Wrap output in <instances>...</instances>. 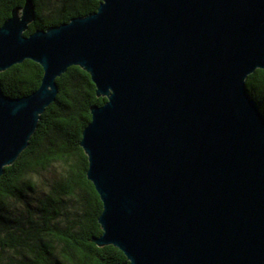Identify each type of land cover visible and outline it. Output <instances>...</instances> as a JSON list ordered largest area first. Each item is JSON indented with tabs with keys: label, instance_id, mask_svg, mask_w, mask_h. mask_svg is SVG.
Instances as JSON below:
<instances>
[{
	"label": "water",
	"instance_id": "95a60500",
	"mask_svg": "<svg viewBox=\"0 0 264 264\" xmlns=\"http://www.w3.org/2000/svg\"><path fill=\"white\" fill-rule=\"evenodd\" d=\"M98 1L25 36L27 0L0 26V73L42 69L27 96L0 88V176L77 66L106 100L79 142L102 204L93 243L118 264H264V116L245 89L264 70V0Z\"/></svg>",
	"mask_w": 264,
	"mask_h": 264
},
{
	"label": "trees",
	"instance_id": "16d2710c",
	"mask_svg": "<svg viewBox=\"0 0 264 264\" xmlns=\"http://www.w3.org/2000/svg\"><path fill=\"white\" fill-rule=\"evenodd\" d=\"M27 0H0V26ZM34 19L29 36L96 11L98 0H29ZM41 67L29 60L0 73V88L10 98L39 87ZM55 101L40 115L27 148L0 176V264H118L115 247H98L97 219L102 204L86 178L87 158L79 142L90 122V108L101 106L90 76L77 66L56 79ZM245 89L264 116V70L245 80ZM58 168L53 178L46 175Z\"/></svg>",
	"mask_w": 264,
	"mask_h": 264
},
{
	"label": "rangeland",
	"instance_id": "374dc122",
	"mask_svg": "<svg viewBox=\"0 0 264 264\" xmlns=\"http://www.w3.org/2000/svg\"><path fill=\"white\" fill-rule=\"evenodd\" d=\"M58 168L55 169H51V171L49 173H47L46 177L47 178H53L55 176V174L57 173Z\"/></svg>",
	"mask_w": 264,
	"mask_h": 264
}]
</instances>
